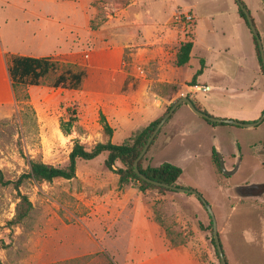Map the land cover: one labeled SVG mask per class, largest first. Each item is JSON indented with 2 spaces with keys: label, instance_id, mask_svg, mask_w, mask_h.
Masks as SVG:
<instances>
[{
  "label": "rangeland",
  "instance_id": "374dc122",
  "mask_svg": "<svg viewBox=\"0 0 264 264\" xmlns=\"http://www.w3.org/2000/svg\"><path fill=\"white\" fill-rule=\"evenodd\" d=\"M132 1L91 0V5L98 10L93 9L98 13L93 15L90 27L98 34H77L78 45L81 44L80 37H83V46L77 49L82 57L77 58L75 64L68 65L62 61H52L57 69L43 77L39 85L33 84L29 78L17 82L13 87L16 91L15 101L0 106V170L5 180L17 181L30 171L32 161L65 166L76 142L88 149L98 143L121 144L142 128L141 123L126 129L109 122L112 133L108 134L103 126V111L98 97L92 95V92L100 91L106 84L100 78L102 72L92 68L106 64L111 59L103 53V40L108 41L110 35L116 34L121 22V10ZM178 1L183 4L189 0ZM190 1L196 2L203 12L211 0ZM221 1L237 4L234 0ZM257 5L262 7L264 3L257 0ZM26 9H40L44 11L43 15L51 12L49 6L36 8L32 1L0 0V32L8 65L15 55H54L73 45L75 34L71 32V25L65 24L64 31L51 34V22L26 13ZM188 11V8H178L174 14ZM134 13L130 8L128 15ZM254 17L256 19V15ZM162 24L179 29L178 34H194V22L178 23L174 15ZM226 25L220 23L222 31L227 29ZM256 26L259 34L262 33L258 21ZM207 28L208 24L200 20L197 34H205ZM42 37L47 38L48 44L41 46ZM134 52L132 47L125 50L126 62L132 59ZM143 68L147 74V66L143 65ZM67 69L73 72L92 70V78H86L78 89L72 90L69 81L65 83L64 89L57 88L55 81ZM4 75L0 63L1 102L11 97L9 85L3 81ZM190 82L188 86H191ZM187 85L183 86L184 91ZM180 89L181 85H170L160 91L173 95ZM71 117L76 120L68 135L62 124H67ZM219 126H228L219 129L217 134L223 145L229 144L232 139L228 131L234 133L236 141L247 135L248 129L245 127L229 124ZM167 130L168 126H165L162 135H159L147 154L144 166L155 167L164 162L175 165L185 148L202 156L198 164L185 162L180 167L185 173L179 187L197 190L212 206L229 264H264L261 256L264 244V225L261 221L264 197H239L236 187L264 182V166L260 165L256 157H247L234 175L226 176L213 162L216 175L207 159L206 150L198 148L199 137L178 135L171 142L170 138H165ZM237 143L242 158L243 144L241 141ZM106 158L105 153L92 161L79 160L76 177L71 180L56 179L51 183L25 180L19 191L13 184H0V264H130L132 261L128 257L136 259L134 249L139 248H133L134 240L131 238L138 222L129 208L135 200L131 193L133 191L126 198L117 196L127 188L139 189V184L129 182L121 186L119 176L105 166ZM196 180L201 184H196ZM147 192L152 193L146 203L156 223L154 232L150 233L156 243L155 251L191 244L203 264H221L212 243L214 235L213 230L209 229L210 214L195 195L177 191L162 193L156 189ZM19 193L29 197L33 210L22 223L11 224L20 202ZM200 223L204 230L200 228ZM241 230L246 232V237ZM247 240L251 246L245 243ZM140 248L147 249L148 254L152 250L150 246ZM250 254L251 262H247L249 259L246 255Z\"/></svg>",
  "mask_w": 264,
  "mask_h": 264
},
{
  "label": "crops",
  "instance_id": "0c3cea01",
  "mask_svg": "<svg viewBox=\"0 0 264 264\" xmlns=\"http://www.w3.org/2000/svg\"><path fill=\"white\" fill-rule=\"evenodd\" d=\"M27 1L34 2L36 8L45 5L51 8V12L46 15H43L44 11L40 9L25 10L26 13L49 20L51 34H59L64 31L65 24H67L71 25V32L75 36L72 46L54 55L21 54L15 56L48 58L51 62L57 60L67 65L75 64L77 58L82 57L77 49L83 46V37H80L81 44H77V34L89 36L98 34V31L92 30L90 27L93 15L95 12L98 13L94 10L97 8L91 5V0ZM243 2L249 10L253 11L250 10L251 15H256V19L255 17L253 19L255 24L258 21L262 28L260 37L264 46V6H258L257 0H244ZM206 5L205 10L201 12L199 5L190 0L183 4H180L178 0H133L121 10V22L118 24V28L116 27V34L110 35L108 41L103 40L101 45L104 48L103 53L111 58L110 61L100 64L99 67H92L98 72H102L100 78L106 83L100 91L92 92V95L98 97L103 116L108 123L126 129L136 123H141L142 127H145L161 118L167 109L181 98L182 92L197 107L216 118L248 123L256 122L261 118L264 113V73L254 34L241 17L238 4L211 0ZM130 8L135 12L134 15H128ZM178 8H188L195 18L194 34L191 36L178 34L179 29L171 26L165 27L162 24L173 17ZM200 20L208 24L205 34H197ZM26 22H29L28 19ZM220 23L227 24V29L222 31ZM40 33L44 32L41 30ZM42 39L41 46L48 44L46 43L47 38L42 37ZM188 41L193 42L190 62L184 67H178L175 64L177 53L181 44ZM131 47L135 52L132 53V59L126 62L124 59L125 50ZM200 60L205 61V69L197 79L196 86L199 89L191 90L193 86H188L187 83L193 79L200 68ZM0 63L5 74L3 81L8 83L11 94L8 101H0V106H5L15 101L16 91L13 88L10 74L11 64L8 65L6 60V50L1 32ZM143 65L148 68L147 74ZM86 73L84 80L91 79L92 70ZM170 85H181V89L173 95L166 91H160L161 88ZM186 85L187 90L184 91L183 86ZM203 87L208 91L204 92ZM57 88L64 89V85L61 84ZM68 91L70 92V89ZM165 126H168V130L164 135L165 138H170V141L178 135L199 137L201 140L199 139L198 148L206 150L207 159L211 162L213 169L214 149L222 153L228 169L235 166L238 152H240L237 142L240 141L243 144L241 150L243 160L241 158L239 168L241 162L247 157H256L260 165L264 161V121L256 127L247 128V135L242 140L236 141L234 133L228 131L230 132L228 134H232V139L229 144L223 145L217 134H219V129L228 128V126L209 124L183 103L165 123L162 131ZM196 153L190 148H185L174 164L181 168L185 162H191L193 165L198 164L202 156ZM184 173L183 170L178 185L181 184ZM194 182L201 184L199 180ZM130 191H133L131 193L135 200L129 208L131 214L136 216L134 220L138 222L135 225L136 234L132 235L131 240H134L133 248L135 246L139 248L138 250L134 249L136 259L128 257L132 261L130 264H203L191 244L172 249L167 248L159 252L155 251L156 243L150 233L154 232L156 223L152 220L150 206L146 203L152 193L142 194L137 188H127L125 191H121L117 197L126 198ZM261 221L264 225V215ZM241 232L245 237L247 236L245 231L241 230ZM245 243L248 246L252 245L249 240ZM144 246H150L153 251L151 250V253L148 254L147 249L140 248ZM262 246L263 254L261 256L264 259V244ZM246 257L249 259L247 262H251V254Z\"/></svg>",
  "mask_w": 264,
  "mask_h": 264
},
{
  "label": "trees",
  "instance_id": "16d2710c",
  "mask_svg": "<svg viewBox=\"0 0 264 264\" xmlns=\"http://www.w3.org/2000/svg\"><path fill=\"white\" fill-rule=\"evenodd\" d=\"M242 3L248 9L247 5L243 1ZM239 11H240L241 17L245 20L246 24L249 26L245 13L242 11L241 8H239ZM248 11L250 12L249 9ZM254 40H255L257 52L259 55V60L261 62L262 70L264 73L262 58L260 55V50L258 48V43H257L255 36H254ZM192 49H193V42L191 41L181 44L179 51L177 53V58L175 62V64L178 67H184L189 64L190 59H191ZM56 69H57L56 64L51 62L48 58H36V57H31V56H14L11 59L10 74L13 80V86L15 88L17 82H23V81L28 80L29 78L31 79L33 84L39 85L40 80L43 77L48 75L50 72L55 71ZM204 69H205V61L200 60V68L198 69L193 79L191 80L190 82L191 86L197 85V79L203 73ZM85 75L86 74L84 71L73 72L70 69H67L65 73L61 74L57 78V80L55 81V86H60L61 84L65 85V83L69 81L70 88L78 89L82 86ZM171 106L167 109L166 112H168ZM204 112L208 115V117H213L207 111H204ZM162 117L151 122L147 126L142 127L140 130L135 132L132 137H130L127 141L121 144H114L112 142L98 143L91 149H88L83 144L76 142L70 153L68 163L63 167L54 166V165L46 164V163L39 162V161H32L30 163V171L26 174H23L15 182L5 180L3 172L0 170V184L4 186L13 184L15 189L19 191L20 186L24 183L25 180H33L37 183H44V182L51 183L56 179L71 180L76 177L77 163L79 160L92 161L96 159L97 157H99L100 155L106 153L107 158L105 160V166L110 171H112L113 173L119 176V183L121 186L129 182H135L139 184V190L142 193H145L146 191L150 189H156L162 193L176 192V191H173V190H170L164 187H158V186H155L153 184L146 182L135 172V168H134L136 159L142 152L148 139L150 138L153 131L157 127L158 123L161 121ZM169 119L167 120V122L169 121ZM204 119L211 125H225V123L213 122L209 118H204ZM75 120L76 118L71 117L70 120L67 122V124H62L63 129H65L68 135L71 132V127L73 125V121ZM102 122H103L105 131L108 134H111L112 128L110 127V124L106 120L105 116H102ZM161 131L162 129L160 130L158 135L155 137V139L151 143L145 156L141 159L139 163V170L141 171L142 174L146 175L148 178L152 180L165 183L170 186L179 187L178 180L183 174V170L180 167L173 165L171 163H168V162H164L155 167L153 166L145 167L144 166L145 158L147 154L150 152V149L152 148V146L155 144L157 138L161 134ZM213 162L216 163L218 170L222 171L216 149L213 150ZM254 187L264 188V184H256L254 185ZM262 193H264V190H260L259 192H245L243 195L258 196V195H261ZM19 196H20V202L17 204L16 214L13 220L11 221V224L22 223L23 221H25V219H27L30 216L33 210V203L29 199V197L27 195L20 194V193H19ZM197 199L204 206L200 198L197 197ZM209 227H210L209 228L210 230H213L212 218H211ZM200 228L204 230V226L201 223H200ZM212 243L215 247L214 238L212 239ZM216 253H217V250H216ZM217 256H218V253H217Z\"/></svg>",
  "mask_w": 264,
  "mask_h": 264
},
{
  "label": "water",
  "instance_id": "95a60500",
  "mask_svg": "<svg viewBox=\"0 0 264 264\" xmlns=\"http://www.w3.org/2000/svg\"><path fill=\"white\" fill-rule=\"evenodd\" d=\"M235 1L238 4L239 8H241L242 11L245 13L246 19H247V21L249 23V27H250L252 33L254 34V36H255V38L257 40L258 48L260 50V55H261V58H262V64H263V67H264V46H263V42H262V39L260 37L259 31L257 29V26L255 24V21L253 19V16L248 11V9L244 6V4L242 3L241 0H235ZM261 1L264 3V0H261ZM183 103L186 104L187 106H189V108L195 114H197L200 117L209 118L213 122H219V123H225V124H233V125H237V126L245 127V128L256 127L259 124H261L264 121V113H263V115L261 116V118L258 121L249 122V123L248 122H240V121H237V120L208 117V115L203 110L197 108V106L194 104V102L189 97H182L177 102H175L171 106V108L168 110V112H166V114L162 117L161 121L158 123L157 127L155 128V130L153 131L152 135L148 139L145 147L143 148L142 152L140 153V155L138 156V158L136 159L135 164H134L135 172L143 180H145L146 182H148L150 184H153L155 186H158V187H164V188H167V189H170V190H173V191H177V192H180V193L193 194L196 197L200 198V200L203 202L204 206L206 207V209L208 210V212H209V214H210V216L212 218L215 247H216L218 256L220 258L221 264H228L227 257L225 255V252H224V249H223V246H222V242H221V239H220V235H219V232H218V222H217L215 213L213 211L212 206L204 199V197L201 195V193H199L197 190H194V189H187V188H183V187L170 186L168 184L152 180V179L148 178L146 175L142 174L141 171L139 170V163H140L141 159L147 153L151 143L153 142L155 137L158 135L160 130L163 128V126L165 125L167 120L172 116V114L175 112V110ZM217 155H218V159H219V162H220V167H221L222 173L224 175L232 176L239 170V165H240V161H241L240 152H238L237 162H236L234 168H232V169H228L227 168L225 159H224L222 153L219 150H217Z\"/></svg>",
  "mask_w": 264,
  "mask_h": 264
},
{
  "label": "built area",
  "instance_id": "2783aa9c",
  "mask_svg": "<svg viewBox=\"0 0 264 264\" xmlns=\"http://www.w3.org/2000/svg\"><path fill=\"white\" fill-rule=\"evenodd\" d=\"M174 18L178 23H187V22L191 23V22H194V20H195L193 14L190 11H188V12H177L174 15ZM197 88L199 89L198 86H193V87H191V90H195ZM202 90L204 92L208 91L207 88H205V87H203ZM181 95L184 97H187V95L183 92L181 93Z\"/></svg>",
  "mask_w": 264,
  "mask_h": 264
},
{
  "label": "flooded vegetation",
  "instance_id": "af4514ba",
  "mask_svg": "<svg viewBox=\"0 0 264 264\" xmlns=\"http://www.w3.org/2000/svg\"><path fill=\"white\" fill-rule=\"evenodd\" d=\"M261 165L264 166V161L261 163ZM256 184H264V182H260V183L255 182L253 184L246 185V186H236L238 188V190H239V197H242V198H260V199H262L264 197V193H262L261 195H258V196H245V195H243L245 192H259L260 190H264V188H258V187L256 188V187H254V185H256Z\"/></svg>",
  "mask_w": 264,
  "mask_h": 264
}]
</instances>
